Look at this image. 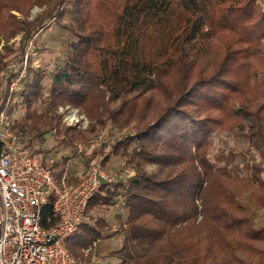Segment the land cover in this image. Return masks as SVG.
<instances>
[{"label": "trees", "instance_id": "1", "mask_svg": "<svg viewBox=\"0 0 264 264\" xmlns=\"http://www.w3.org/2000/svg\"><path fill=\"white\" fill-rule=\"evenodd\" d=\"M34 6L46 10L29 21ZM52 18L72 42L51 73L44 112L35 106L45 103V75L29 60L11 107L26 106L14 124L18 142L25 135L43 144L51 130L57 133V106L83 114L88 133L136 125L100 159V165L125 159L131 173L112 192L90 197L81 234L64 243L70 255L89 260L92 250L86 256L82 250L108 227L87 213L121 198L123 238L111 254L118 264H264V227L243 215L229 169L208 158L216 130L251 147L259 162L244 183L256 184L252 194L264 211V0H0V42L21 34L20 61L26 41ZM4 59L0 53V107L16 76ZM63 128L65 135L71 130ZM65 161L41 163L59 180ZM147 165L164 173H147ZM42 216L51 218L49 206Z\"/></svg>", "mask_w": 264, "mask_h": 264}, {"label": "built area", "instance_id": "2", "mask_svg": "<svg viewBox=\"0 0 264 264\" xmlns=\"http://www.w3.org/2000/svg\"><path fill=\"white\" fill-rule=\"evenodd\" d=\"M35 36L26 41L20 61L12 60L5 68L16 76L0 107V264H103L93 253L89 260L73 258L64 243L80 232L90 197L113 183L115 174L98 164L79 176L75 183L68 184L67 164L57 180L42 165L36 152L19 145L14 129L19 119L13 117L11 107L16 102V92L26 75L29 60L36 56ZM20 111H25L24 106ZM57 112L62 125L87 129L89 122L77 109L59 106ZM55 134L56 129L51 130L50 135ZM101 137L102 134L98 135L89 147L100 143ZM73 145L77 154L86 147ZM46 206L50 208L51 218L43 220L42 210ZM94 245L93 242L82 250L84 256Z\"/></svg>", "mask_w": 264, "mask_h": 264}, {"label": "rangeland", "instance_id": "3", "mask_svg": "<svg viewBox=\"0 0 264 264\" xmlns=\"http://www.w3.org/2000/svg\"><path fill=\"white\" fill-rule=\"evenodd\" d=\"M67 1V0H66ZM46 10V6L38 7L34 6L30 9L29 16L27 19L32 21L42 14ZM16 18L21 19V16L13 12ZM64 23H68V19H64ZM35 52L36 56L30 58L31 66L35 67L36 65L43 70L45 79L42 81V102L44 104H38L35 106L37 112L46 111L47 107V94H48V85L51 82V73L54 70L55 66L63 65L65 60V53L69 48L70 43L72 42V35L70 32L56 26L54 24V19L46 21L42 28L37 32L35 36ZM20 39L21 34L12 37L8 42L1 40L0 42V53L5 56L3 60L5 68L8 63L12 60L16 61L17 56L20 54ZM262 48L264 49V42L262 43ZM115 103H109L108 107L112 108ZM24 106V105H23ZM26 110V106H24ZM58 109V106H57ZM57 109L54 114H58ZM24 112L20 111L18 108L13 112V117L19 119ZM156 111L153 110L151 118H154ZM18 121V120H17ZM132 124V123H131ZM64 125H60L57 133L55 135L46 134L44 136V143L40 144L37 139L28 140L25 135H20L19 144L26 145L25 147L32 149L34 152H44L38 153L40 161H43L46 165L51 164V162H60L61 160H66L62 171L69 164L68 175L73 177H78L84 175L88 170H90L95 165H100V159L106 152L109 150V147L112 143L122 134H132L136 125H130L128 128L121 131H109L108 126L105 125L103 128H95L93 133H88L87 129L71 127V130L65 135L63 128ZM61 127V128H60ZM101 142L95 146H90V142L97 139L98 135H101ZM65 136V137H64ZM82 136L83 138H80ZM71 140L70 145L67 143H60L61 140ZM73 144H84L86 147L83 151L77 154L76 147ZM101 151V156L95 157L92 153ZM209 160L214 163L217 167H227L231 173V178L234 182L230 184V191L234 195L235 200L244 205V210L242 211L243 215L248 216L253 226L256 228L264 227V211L263 208L256 203L255 197L253 196V191L256 188V184L252 186L250 184H245L244 182L248 181L250 176V167L253 164L259 162L258 154L251 148L248 147L238 140L234 139L229 134L219 135L218 130L213 136L212 144L208 152ZM102 167H105V164H101ZM100 165V166H101ZM110 169L115 172L113 183L109 184L107 188H102L101 191L97 194L98 196H103L106 189L112 192V186L117 185L120 180H123L127 177L129 171V163L122 158L112 157L110 162ZM60 167V168H61ZM59 168V169H60ZM105 169V168H104ZM147 173H153L161 175L164 171H159V169L154 165H147L144 167ZM79 178V177H78ZM260 189V188H258ZM261 190L264 191V187H261ZM258 194V192H256ZM115 202H118V199L114 198ZM116 205V203L114 204ZM111 205V206H114ZM102 207H97L90 210L87 215L88 218L100 217L105 212L101 211ZM92 212V213H91ZM241 214V213H239ZM104 216V215H103ZM89 221V220H88ZM80 230V234H81ZM141 254L139 249L133 251L134 257H138ZM73 257V256H72ZM74 258V257H73ZM81 259V258H75ZM103 264H107L104 261V258L101 259Z\"/></svg>", "mask_w": 264, "mask_h": 264}, {"label": "crops", "instance_id": "4", "mask_svg": "<svg viewBox=\"0 0 264 264\" xmlns=\"http://www.w3.org/2000/svg\"><path fill=\"white\" fill-rule=\"evenodd\" d=\"M110 160L104 163L105 168L111 170L113 174H115V172L110 169ZM78 177L70 176L67 172V183H75ZM117 199L118 202H115L116 205L102 207L104 209H102L101 211L105 212V214H103L104 216L102 215V217L105 219L108 231L103 238L95 242V245L92 249V253L97 255L100 259L104 258V261L107 264L119 263L118 257L112 256L111 254L121 247L123 235L120 231V227L124 226V222L126 219V211L122 207L123 203L121 201V198H116V200Z\"/></svg>", "mask_w": 264, "mask_h": 264}, {"label": "bare ground", "instance_id": "5", "mask_svg": "<svg viewBox=\"0 0 264 264\" xmlns=\"http://www.w3.org/2000/svg\"><path fill=\"white\" fill-rule=\"evenodd\" d=\"M93 249V248H92Z\"/></svg>", "mask_w": 264, "mask_h": 264}]
</instances>
